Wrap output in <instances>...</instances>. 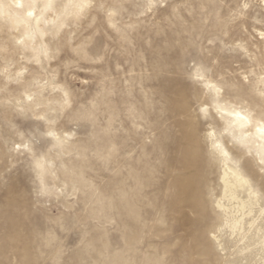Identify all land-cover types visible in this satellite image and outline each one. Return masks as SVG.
<instances>
[{
  "label": "clouds",
  "instance_id": "1",
  "mask_svg": "<svg viewBox=\"0 0 264 264\" xmlns=\"http://www.w3.org/2000/svg\"><path fill=\"white\" fill-rule=\"evenodd\" d=\"M0 264H264V0H0Z\"/></svg>",
  "mask_w": 264,
  "mask_h": 264
}]
</instances>
